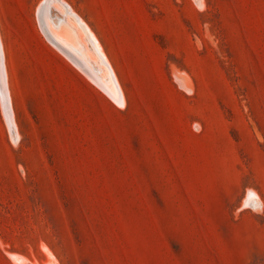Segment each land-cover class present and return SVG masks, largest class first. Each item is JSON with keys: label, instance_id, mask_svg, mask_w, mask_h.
Wrapping results in <instances>:
<instances>
[{"label": "rangeland", "instance_id": "obj_1", "mask_svg": "<svg viewBox=\"0 0 264 264\" xmlns=\"http://www.w3.org/2000/svg\"><path fill=\"white\" fill-rule=\"evenodd\" d=\"M43 1L0 0V264H264V0H63L123 103Z\"/></svg>", "mask_w": 264, "mask_h": 264}, {"label": "bare ground", "instance_id": "obj_2", "mask_svg": "<svg viewBox=\"0 0 264 264\" xmlns=\"http://www.w3.org/2000/svg\"><path fill=\"white\" fill-rule=\"evenodd\" d=\"M39 20L45 34L55 43L58 49L64 53H70L75 60L84 65L82 67H86L97 78L107 80V85L113 89L116 99L122 103L124 102L121 88L102 48L91 34L92 32L88 30V25L84 24L66 2L63 0H44L42 7L39 9ZM87 39L91 42L96 54L89 49L86 43ZM103 62L106 64L105 67L97 66V64ZM9 76L6 45L0 27V99L13 137L18 139Z\"/></svg>", "mask_w": 264, "mask_h": 264}]
</instances>
